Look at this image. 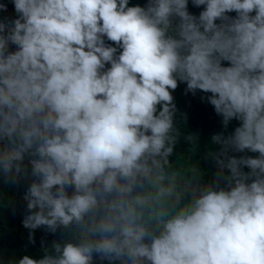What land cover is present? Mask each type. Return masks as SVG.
Listing matches in <instances>:
<instances>
[{"label":"clouds","instance_id":"9594fccd","mask_svg":"<svg viewBox=\"0 0 264 264\" xmlns=\"http://www.w3.org/2000/svg\"><path fill=\"white\" fill-rule=\"evenodd\" d=\"M13 3L0 176L30 181L31 243L41 227L63 235L9 264H264V0H192L198 16L189 0ZM179 82L210 93L225 128L240 121L212 136L207 180L198 161L171 160Z\"/></svg>","mask_w":264,"mask_h":264},{"label":"trees","instance_id":"16d2710c","mask_svg":"<svg viewBox=\"0 0 264 264\" xmlns=\"http://www.w3.org/2000/svg\"><path fill=\"white\" fill-rule=\"evenodd\" d=\"M148 0H129V6H145ZM0 3L7 5L6 11H0V19L14 20L17 18L13 0H0ZM189 11L194 15H199L204 6L196 7L192 0H189ZM229 15L235 16L232 12ZM106 39V38H105ZM106 43L113 44L111 41ZM10 50H15V45L10 46ZM225 66H229L230 62L224 61ZM110 66V65H108ZM187 85L185 82H179L178 87L173 91L180 93V100L176 104L177 107V126L180 128V137L176 145L175 152L171 160L175 163L176 160L187 152L193 144L191 140L186 139L188 136H193L198 142L206 137L211 132L217 129L218 124L223 120L221 115H218L207 100L210 93H204L197 90L195 94L186 92ZM248 155H258L256 153H247ZM236 156L244 155V153H235ZM244 170H247L245 167ZM30 181L20 179L16 183L5 182L0 176V264H9L10 261H18L24 255H29L34 259L43 257V245H50L53 240H58L63 235V230H58L55 234L50 233L46 228L41 227L34 232L35 243L29 240L30 230L22 224L24 217L28 214L27 202L23 199V195L27 190ZM19 190L22 194V209L18 214L17 209L20 201L17 203L10 193ZM95 264H109L108 261L96 260Z\"/></svg>","mask_w":264,"mask_h":264},{"label":"rangeland","instance_id":"374dc122","mask_svg":"<svg viewBox=\"0 0 264 264\" xmlns=\"http://www.w3.org/2000/svg\"><path fill=\"white\" fill-rule=\"evenodd\" d=\"M173 96H174V103H178L181 97L180 94L174 93ZM222 121L218 124L217 129L215 131L211 132L200 141L195 142V144L193 143L189 147L187 152L180 156L181 162L185 165L194 164L196 163V161H198L200 168L206 172L205 175L206 180L210 179L212 174L215 173L216 171L214 161L208 155L210 149L212 151H215L217 149V146L211 143L212 136L214 134H218L221 132H224L225 135L231 134L232 132H234L235 128L238 127L240 124V121L233 119L228 124L227 128H225ZM245 171H248V169Z\"/></svg>","mask_w":264,"mask_h":264}]
</instances>
